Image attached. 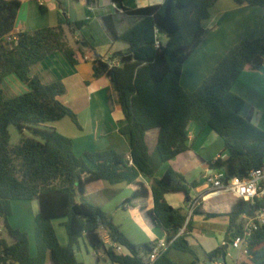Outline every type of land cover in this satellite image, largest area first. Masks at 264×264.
Instances as JSON below:
<instances>
[{"label":"trees","instance_id":"obj_1","mask_svg":"<svg viewBox=\"0 0 264 264\" xmlns=\"http://www.w3.org/2000/svg\"><path fill=\"white\" fill-rule=\"evenodd\" d=\"M122 1L113 0L119 5ZM217 1L165 0L159 6L128 11L135 24L121 36L112 19H105L112 40L126 43L128 49L114 54L109 61L95 58L93 78H108L118 93L125 118L119 132L131 148L127 159L114 151L77 156L73 141L48 126L70 119L80 128L75 112L61 100L67 91L65 84H44L38 75L32 76L34 66L59 53L77 66V53L85 47L79 36L86 23L67 20L64 25L15 34L22 2L0 0V218L11 240L0 238V264H52L50 255L53 264H85L77 258L81 241L97 255V264L100 254L111 264H145L156 243L132 244L102 207L86 198L88 186L96 182L136 185L138 189L126 202L130 205L149 196V190L138 182L140 176L152 179L154 208L146 215L166 233L169 243L154 264H177L168 256L171 250L193 255L192 264H197V255L188 241L192 227L187 214L166 201V195L182 193L189 204L196 183H188L184 175L172 169L155 178L149 133L158 130L156 149L164 163L189 150L187 129L194 123L201 130L211 129L223 140V153L210 163L212 170H225L229 178L244 179L264 167V130L256 127L250 117L241 116L245 101L234 92L242 74L264 67V36L246 38L233 46L195 92H186L181 84L185 64L210 33L203 22L209 19ZM235 2L264 10V0ZM40 9L46 13L44 5ZM11 76L26 85L27 92L7 97L4 84ZM10 126L20 132L29 130L34 138H22L13 146ZM112 195L110 192L109 198ZM15 201L39 203L34 257L28 234L9 224ZM262 208L261 201H238L227 209L226 244L207 255L212 263L227 256L233 239L243 233V218L254 217ZM194 214L206 220L219 217L202 211L200 204ZM57 220H65L67 246L59 241L54 226ZM101 229L107 231L111 246L103 240ZM114 244L125 247L130 254H118ZM236 264H264V229L253 236L247 261Z\"/></svg>","mask_w":264,"mask_h":264},{"label":"crops","instance_id":"obj_2","mask_svg":"<svg viewBox=\"0 0 264 264\" xmlns=\"http://www.w3.org/2000/svg\"><path fill=\"white\" fill-rule=\"evenodd\" d=\"M164 1L123 0L119 5L113 0H43L40 3L21 0L22 7L17 18L15 34L64 25L67 20L86 23L79 36L85 47L83 52L77 53L79 60L77 66L71 65L67 58L59 53L32 68V76L38 75L44 84L57 81L65 84L67 91L61 100L75 112L80 128L70 119H64L48 126L73 141L77 156H83L85 152L114 151L130 159V143L119 132L125 125V118L118 93L108 78H93L92 62L97 57L109 61L114 54L125 53L128 49L126 43L112 40L104 22L105 19H112L117 34L121 36L135 24V20L128 15V11L159 6ZM40 5L46 7L45 14L41 12ZM203 26L210 30V33L189 58L182 72L181 84L188 93L195 92L203 81L214 73L217 65L233 46L246 38L256 39L264 36V10L259 6L239 5L235 0H218L211 8L210 17L203 22ZM69 85L79 88L84 86L87 92L83 104L78 106L75 104L79 96H76L74 104L65 103L64 98L70 91ZM234 92L245 101L241 116L250 117L256 127L264 130V67L261 70L242 74L234 87ZM187 133L189 150L168 163L162 162L160 156L157 155V138L149 133L148 142L152 152L151 165L155 171V178H161L169 169H172L184 175L188 183H196L190 202L198 201L202 211L219 215L217 218L206 220L202 216L195 215L194 212L190 213V207L185 202L184 194L166 195L169 205L176 209L187 210L184 212L188 217L187 222H190L192 227L191 232L188 233V241L197 255V264H213L207 255L226 244L229 219L224 214L238 200L227 193L214 194L206 181L207 176L214 171L210 168V163L219 158L224 150V143L220 141V137L209 128L201 130L194 123L188 126ZM138 182L149 190V196L134 200L130 205H126V202L138 189L136 185L112 186L107 182H96L88 186L86 198L87 200L95 199L93 201L111 217L123 235L132 244L140 246L165 240L166 233L156 228L146 215V211L154 208L151 193L152 179L140 176ZM110 192H113L111 198H109ZM103 198L104 200H101ZM109 206H113V209ZM12 210L13 214L9 219V224L13 229L28 234L30 253L34 257L37 255L35 229L39 203L37 201H15L12 204ZM64 221H55V229L58 224L63 226ZM135 229L138 233L142 232L143 236H138ZM105 231L104 235L103 231H100V234L105 243L111 246L112 242ZM138 237H143V239ZM0 238L11 242L1 218ZM58 238L62 246L69 244V238L64 233L61 236L58 235ZM81 243L85 244L89 257L95 256V264H97V255L89 252V246H86L84 241ZM117 247L121 248V253L116 250L118 254H128L123 247ZM168 256L177 264H192L195 261V257L191 254L175 250L169 251ZM101 257L103 256L100 254V264L103 260ZM240 257L239 262L247 261V258ZM85 264L93 263L85 262Z\"/></svg>","mask_w":264,"mask_h":264},{"label":"built area","instance_id":"obj_3","mask_svg":"<svg viewBox=\"0 0 264 264\" xmlns=\"http://www.w3.org/2000/svg\"><path fill=\"white\" fill-rule=\"evenodd\" d=\"M206 181L214 194L227 193L238 201H246L252 204L257 201L264 202V167L254 170L249 177L244 179L239 177L229 178L225 170H216L207 176ZM198 203V201L189 203L191 214L199 205ZM243 220L245 221L243 233L233 239L231 246L239 252L240 256H247L253 236L259 230L264 229V208L259 210L254 217H246ZM168 247L169 243H167L166 239L158 241L152 253L146 257L145 264H154ZM115 248L117 252L121 251L120 247L115 246ZM213 264L226 263L224 259H218Z\"/></svg>","mask_w":264,"mask_h":264},{"label":"rangeland","instance_id":"obj_4","mask_svg":"<svg viewBox=\"0 0 264 264\" xmlns=\"http://www.w3.org/2000/svg\"><path fill=\"white\" fill-rule=\"evenodd\" d=\"M73 87L74 86H71V85L68 86V88H70V91H68L67 96H65V98H64L65 103L72 105V104H74L73 101L76 100L75 99L76 96H79V99L77 102H75V104H77V106L83 104L85 93L87 92L86 89L84 88V86H81L80 88L78 86H76L74 88ZM4 90H5L7 97L13 98L15 96H18L20 94L27 92L28 88L26 85L21 83L16 78V76H11L6 80V82L4 84ZM9 132H10V143L13 146L18 144L22 138H34V136L32 135V133L29 130H24V132H20L14 126L9 127ZM150 133H151V135H153V134L155 135V133H156V135L155 136L153 135V137L157 138L158 130H153ZM220 141H222V143H223V140L221 138H220ZM223 148H224V145H223ZM156 153H157V155H159L158 152H156ZM93 200H95V199L89 198L90 202H95ZM101 200H104V198ZM113 205H115V203H113ZM109 207L111 209H113V206H109ZM184 211H187V210L185 209ZM19 219H20V217H19ZM56 230H57L59 236H61V234H63V233H64V235H67L65 227L60 225V224L56 225ZM125 230H128V229H125ZM100 231L101 232L103 231L102 234L104 235V229H101ZM135 232L138 233L136 229H135ZM138 236H143L142 232H139ZM138 238L143 239V237H141V238L138 237ZM84 245H85L84 243H80V249L77 252L78 260L83 262V263L91 262V263L95 264V262H96L95 256L89 257ZM123 248H124V251L126 253L130 254V251L128 249H126L125 247H123ZM88 250H89V252H93V250H91L90 248H88ZM118 253H121V252L118 251ZM102 256L103 257H101V258H103V260L101 261V264H111L110 262L106 261V258L104 257V255H102ZM191 256L193 257V255H191ZM239 257H240L239 252L230 245V247L228 249V256L225 258V262L227 264H236L238 262ZM241 257L247 258V256H244V255H241Z\"/></svg>","mask_w":264,"mask_h":264},{"label":"water","instance_id":"obj_5","mask_svg":"<svg viewBox=\"0 0 264 264\" xmlns=\"http://www.w3.org/2000/svg\"><path fill=\"white\" fill-rule=\"evenodd\" d=\"M223 258H225V256H224ZM50 262L53 264V262H52V258H51V255H50Z\"/></svg>","mask_w":264,"mask_h":264},{"label":"clouds","instance_id":"obj_6","mask_svg":"<svg viewBox=\"0 0 264 264\" xmlns=\"http://www.w3.org/2000/svg\"><path fill=\"white\" fill-rule=\"evenodd\" d=\"M115 246H117V245H114V247H115ZM225 257H226V256H225ZM222 259H224V260H225V258H222ZM226 264H227V263H226Z\"/></svg>","mask_w":264,"mask_h":264}]
</instances>
